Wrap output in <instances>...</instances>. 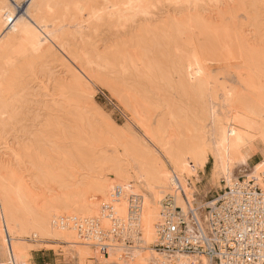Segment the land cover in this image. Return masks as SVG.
<instances>
[{
	"label": "bare ground",
	"instance_id": "obj_1",
	"mask_svg": "<svg viewBox=\"0 0 264 264\" xmlns=\"http://www.w3.org/2000/svg\"><path fill=\"white\" fill-rule=\"evenodd\" d=\"M9 1L0 0V35L3 28L7 30L0 38V125L5 122L4 114L19 110L29 101L26 96L32 95L31 98L36 99L38 92L34 91L35 88L42 93L39 97L45 98L38 103L47 118L40 131L38 129L43 132L42 137L30 133V144L7 147V157L3 155L5 158L0 153V252L5 256L0 264H27L29 252L23 243L31 235L76 247L79 264H86L88 259L93 258L101 263L113 264H218L205 257L159 253L153 246L158 242V229L164 220L162 203L167 196L172 198L175 208L183 212L188 207L195 209L206 231L207 210L215 203V199L204 200L211 187L222 190L245 178V183H252L264 193V87L254 89L252 82L256 78L251 75V70L261 73V66H264V27L248 30L236 26L237 21L232 15L235 9L232 10L230 0L210 3L212 7L208 6V9H200L196 4L195 8H189V0H166L172 2L175 8L159 16L161 27L172 25L176 30L183 31L182 35L196 28L199 34L204 35L227 29L230 35L223 37L232 36L230 41L234 43L237 58L243 59L237 63L239 67H244V72L241 70L234 76L232 74L236 78L234 83L237 87H247L248 94L239 97L224 87L219 89V100L216 102L217 97L211 94L212 83L216 79L199 56L201 51L199 46H195L197 42L194 45L190 43L194 53L190 51L193 49H187L191 52L188 51L189 54L184 50L186 54L182 55L180 64L177 59L173 63L183 69V79L178 77L182 91L194 94L201 102L206 100L203 103L206 105L208 126L201 130L184 124L181 129L177 125L173 129L171 126L176 124V119L169 111L165 114V121H161L156 129H152L147 120L137 121L130 139L119 137L115 128L109 126L113 140L115 138L120 142L118 147L122 150V158L118 159L119 155L112 147L110 155L102 158L108 166L107 173L85 175L70 184L58 180L56 189L49 192V196L54 203L61 202L62 207L47 213L39 207L43 193L37 195L31 187L37 179L33 181V177H22L13 157L21 151H39L41 146L34 140L50 139L57 133L53 130L61 132L67 121L75 116L80 118L79 107L88 84L102 80L100 75H104L105 69L126 65L127 56L130 60L131 54L135 53L136 58L138 51L131 54L127 51L129 48L128 44L125 45L123 33L128 22L132 24V20L135 22L147 11L144 0H31L23 12L25 15L16 18ZM11 1L18 3V0ZM244 1L236 0L234 6L239 9ZM248 3L255 12L260 8L264 10V0H248ZM180 5L185 7L178 8ZM239 10L243 11V8ZM255 23L258 25L259 22ZM103 26L109 29L108 33L118 29L120 40L108 42L105 33L106 37L102 33L103 37L97 36L102 40H96V33ZM222 42L219 41L218 45L223 46ZM54 61L59 62L61 68L53 73L49 64ZM33 83L37 84L30 86ZM33 92L37 94L33 95ZM87 97L92 101L91 94ZM55 121L57 124L54 127ZM86 154L88 156L89 153ZM254 154L260 156V162L250 166L248 159ZM209 157L213 162L210 180L199 191L195 178L198 172L203 171ZM124 162L127 163L125 167L122 165ZM198 193L200 198L196 197ZM133 198L138 200L139 210L131 221L128 212ZM92 219L106 234L111 231L113 220L120 223L124 237L131 238L133 244L127 246L123 239H119V242L111 244L107 256L100 255L90 243L80 240L73 228L77 221Z\"/></svg>",
	"mask_w": 264,
	"mask_h": 264
},
{
	"label": "rangeland",
	"instance_id": "obj_2",
	"mask_svg": "<svg viewBox=\"0 0 264 264\" xmlns=\"http://www.w3.org/2000/svg\"><path fill=\"white\" fill-rule=\"evenodd\" d=\"M157 1L144 0L143 5L147 11L146 14L148 13L147 14L148 16L146 14L140 15V18L138 16V18L135 19L136 20L135 22L132 20V24L131 22H128L126 28L127 30L125 29L123 33V38L126 42L125 45L128 44L129 46V47L127 46V49L129 48V50L127 49L126 50L130 54L132 51L133 52L138 51L139 56L137 57L138 55L137 53L135 58L134 55L135 53L131 54L130 60H129V56H127L128 59L126 65H122V66L115 65V67L110 70L105 69V72L102 73L104 75L103 76L100 75L101 77H103L102 80H99L97 82L93 81L92 83H89L86 89V94L82 96L83 97L82 103L80 104L79 107L80 118L75 116L74 118L67 121V123H65L67 125H64L66 127L63 126L64 129L61 127L62 128L61 132L57 130H53V132L55 131L57 133H54L50 137V139L41 138L39 140H34L35 142H39L37 143L38 146H41L39 151H37L38 153L31 151H21V152H17V156L13 157L14 161L16 159L14 164H16V166L19 167V168L17 167L18 169L17 168L15 169H17V171L20 170L19 174H21L22 177L24 178L26 177L27 179H31L33 177V181L37 179L38 184L35 182V184L31 185V187L37 195L43 193V195L45 196V197L43 196L39 200L40 201L39 207L44 209V211H46L47 213L53 210L56 211L60 210L62 207L61 202L54 203V200H51L53 198L49 196L50 194L49 192H52V190L56 189L55 183L58 180L70 184V182H74L76 180L78 181L81 177H84L85 175H90V174L98 175L103 172L107 173L108 166H106L104 161H102L103 160L102 158L104 157V155H110V153L112 152L111 150H113L112 147L116 149L117 154L120 156L119 157L117 155L118 159L122 158L121 157L122 150L120 147H118L120 142L118 139L115 138L113 140L111 134H109L108 131L109 126H113L115 128V131H117L118 134L120 135L119 137L127 136L128 139H130L129 136L130 134H132L131 130L134 129V125L136 124L137 121L147 120V122L149 121L148 124L150 125V127L152 129H156L161 121L163 120L165 121V118H167L165 114L168 111L171 113L173 112L172 113L173 117L176 119V124L174 126H171L173 127V129L176 127V125L178 126V128L181 129L184 124L185 126H190V127L193 126L201 130L204 126L205 127L208 126L206 120L207 119V111L205 107L206 105L204 104L206 100L201 102L196 97H194V94L192 95L190 93L189 95H191L190 96L191 98L197 99V100L196 99L192 100L191 98H189L188 93L182 91L181 88L182 85L181 79H183L182 78L183 69H181L182 67L179 65L180 64L179 60L181 59L182 55H184L185 53L184 50L193 49L190 51L194 53L195 50L194 48H192V45L190 43L193 42V45L195 44L194 42L198 43V44L196 43L195 45L197 47L199 46L200 48L201 52L198 54L200 57L202 56L201 59L204 60L207 68L210 71L211 76L216 79V82L212 83L213 86L211 87V94L214 95L215 98L217 97L216 102H218L217 100H219L220 88L224 89L225 87L227 91L231 92L232 94H236L239 97L248 94L247 87H243V86L237 87V85H235L234 83V80L236 78L235 77L233 78V76L237 72H241V70L244 72L243 70L244 67H239L240 64L239 62L237 63V61L241 59L237 58L234 43L230 41L232 36L228 37L227 39L223 37L226 34H229L227 33V29L221 30L220 33L222 38H220L221 36L218 31H211V33L207 32L206 33L207 35H204L205 33L202 32H201L202 34H199L198 33L199 29L196 28L189 30L187 34L182 35L183 31L176 30L175 27L172 25H165L161 27L159 25L160 24L159 22H161V20H159L160 19L159 16L165 13L166 11L175 8V6L172 4V2L170 3L166 0H157ZM204 1L206 2L204 3ZM215 1H219V0H214V1L200 0L198 2H195V0H189L187 6L189 8H195L194 5L196 4L197 6H200L199 7L200 9L201 8L208 9L209 7H212V4ZM221 1L223 2L229 0H220V2ZM9 2L12 6V9L15 10L14 14L15 17L17 18L18 16L25 15L23 12L28 7L31 0H18V3L10 0ZM150 2L151 5H149ZM210 3L212 4L210 5ZM236 3H237L236 0H233L232 2L230 0V4L233 6L232 10L235 9L234 13L231 11L233 13L231 14L234 15L237 21L236 26L238 27L243 26L246 27L248 30L251 29L253 30L254 28L257 27L259 28L264 27L263 24L264 10L260 8L257 12H255L254 9L250 5H248L249 4L248 0H245L243 2L244 6H242L243 4L242 5L240 4L241 7L240 6L238 7L239 9L243 8V11H240L239 9H237V7L234 6ZM183 7L185 6L180 5L178 8H183ZM237 10H239V12ZM148 11L149 12L151 11L150 15ZM255 22H259L258 25ZM104 28L105 26L101 27L100 30L97 32L98 34L96 33V37H95L96 40H102L100 38L103 37L102 33L104 36L105 34H107V37L106 36L105 37L108 42H116L120 40L121 35L119 37L118 29L117 31L116 29H113L111 30L112 32L110 31L111 33H108L109 29H104ZM6 32L7 30L3 28L0 38H2V36H4ZM217 34L219 35V37ZM97 36L100 37L97 38ZM185 36L187 39L185 38ZM214 37L215 40H213ZM219 41L224 43L223 46L218 45ZM229 42H231L233 45L230 44ZM189 50H187L186 53H188ZM129 53H127V55H130ZM132 55H134L135 59L133 58ZM234 58L236 62L234 61ZM147 61L149 62V64H147L148 63ZM176 61L179 64H174ZM241 61H243V59ZM241 61L240 63H243ZM154 62L155 63L157 62V64H154ZM135 65H140L142 70H140L139 66H135ZM59 66H60L59 62L54 61L49 64V69L52 68L54 70L53 73L55 71L58 72L59 69L61 68ZM137 67L139 68V70ZM142 67L146 69L144 70ZM261 68H262L261 73L259 72L257 73L256 71L251 70L252 73L251 75L253 79L256 78L255 81L257 82V83H255V81L252 82L254 89L255 88L258 89L259 87L263 89L264 87V80H260V79H264V66L262 65ZM258 74H260L259 78H258ZM178 77H180L181 79H178ZM105 78L108 80L103 81V79ZM36 84L37 83H33L30 86L34 87V85ZM35 90L36 92H38V96L36 95L37 93L35 94V92H33L32 94L36 95V99L31 98L32 95L26 96V99L29 101H27V103H25L22 108H19L20 111L17 109V110H12V112L10 111L7 114H4L3 117L6 116L7 118L5 117L4 118L5 122L3 123V125H0L1 128L0 153L2 156L4 155L5 157H7V153H6L7 147L13 148V145L14 147H16L17 144L20 143L30 144L28 141L30 135H39L40 137L43 136V132H39V131L42 128V125L44 124V119L47 118L45 116L47 115L45 114L44 111H41L42 105H40V103L38 102L39 100L41 101L45 100V98H41L42 93L38 90V88L37 89L35 88L34 91ZM39 94H41L40 97ZM87 94H91V97H93L92 101L88 99ZM29 98L32 101L35 100L34 103ZM195 100L197 101L198 105ZM193 102L194 104H196L197 107L194 106ZM31 106H33L32 110L28 111V108L30 107L29 109H31ZM33 108L36 109L34 110ZM38 108H40L39 110L40 112H37ZM25 109H27V111ZM42 112H44V114ZM4 124H6L7 126H5ZM56 124H57L56 121L53 122L54 127ZM171 124L172 123H170L169 125ZM85 152L89 153L90 157L89 154L87 156ZM24 153H26L27 155ZM207 162L208 163L206 164V169L204 173H202V171L198 172L195 178L196 187L199 191L202 189V187H204L206 183H209L210 180L209 177L213 162L210 157ZM248 163L249 165L251 164L250 162ZM126 164L125 162L122 163L123 167H125ZM29 165L31 166L29 167ZM33 166L35 167V169L37 168L36 171ZM37 171L38 172L41 171L40 174ZM221 185L223 186L222 183ZM222 190L220 189L214 190L213 187H211L207 195L208 197L205 198L204 200L206 201H210L212 199L216 200L217 198L216 195H219L220 191ZM199 193L196 196L197 198L201 197ZM43 242L53 243L52 249L56 253L58 252L60 253V258L63 264H79L75 252V249L77 248L76 247L74 248L73 246L65 244L63 242L60 241L57 242L45 238L43 239L40 238L39 236L35 237V235H31L25 238L23 245L26 246L28 252L31 249L40 248ZM45 247L48 248V246ZM26 263L28 264V259L26 260ZM86 264H113V263H104V262L101 263L97 259L93 258V259H88L86 261Z\"/></svg>",
	"mask_w": 264,
	"mask_h": 264
},
{
	"label": "built area",
	"instance_id": "obj_3",
	"mask_svg": "<svg viewBox=\"0 0 264 264\" xmlns=\"http://www.w3.org/2000/svg\"><path fill=\"white\" fill-rule=\"evenodd\" d=\"M216 197L207 210L205 231L195 209L188 207L183 212L167 196L162 203L164 220L153 249L167 255L205 257L218 264H264V193L241 178ZM138 210L139 202L133 198L128 212L131 221ZM73 228L80 240L90 243L102 256H107L111 244L119 239L127 246L133 244L115 220L109 234L103 233L94 219L77 221Z\"/></svg>",
	"mask_w": 264,
	"mask_h": 264
},
{
	"label": "crops",
	"instance_id": "obj_4",
	"mask_svg": "<svg viewBox=\"0 0 264 264\" xmlns=\"http://www.w3.org/2000/svg\"><path fill=\"white\" fill-rule=\"evenodd\" d=\"M250 158L248 159V161L251 163V166L257 164L260 159L259 155L257 154L252 155ZM205 169L206 166L203 169L202 173H204ZM45 246H48V248H46ZM52 247L53 243L43 242L40 248L29 250L28 264H63L60 258V253H56L55 251H53ZM4 259V254L0 252V262Z\"/></svg>",
	"mask_w": 264,
	"mask_h": 264
}]
</instances>
